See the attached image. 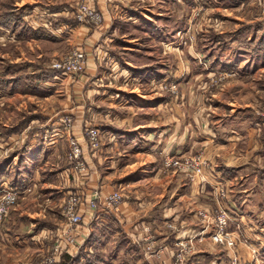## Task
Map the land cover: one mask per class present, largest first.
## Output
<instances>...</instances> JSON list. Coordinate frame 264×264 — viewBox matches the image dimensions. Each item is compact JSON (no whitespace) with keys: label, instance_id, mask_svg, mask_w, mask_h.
<instances>
[{"label":"rangeland","instance_id":"rangeland-1","mask_svg":"<svg viewBox=\"0 0 264 264\" xmlns=\"http://www.w3.org/2000/svg\"><path fill=\"white\" fill-rule=\"evenodd\" d=\"M98 2L101 0H0V22L9 17L18 18L33 9L41 13L52 9L55 14L48 17L45 24L48 28L55 29V23H63L67 29L77 26L93 30L104 23ZM129 2L128 6L137 8L133 13L140 15L142 20L126 23L121 18L114 19L112 28L115 35L110 38L111 51L105 58L115 59L113 78L89 80L84 90L87 91L89 85L96 88L100 84L108 93L140 92L146 97L169 101V105L175 108L169 116L164 106L155 111L134 107L131 110L138 112L134 115V121L148 122L151 127L170 125L171 121L167 118L175 119L172 122L176 125L185 122L190 131L185 144H214L216 148H211L214 149L210 151L213 155L198 149L187 155L163 156L158 166V177L164 185H149L147 188L150 194L147 191L134 193L135 187L128 186L123 190L116 188L112 193L119 191L122 196L133 201L134 205L130 206L142 222L141 254L146 261H152V264H175L177 256L182 254V262L178 264H187L203 252H217L224 264H247L239 262L236 255L237 248L243 246L242 237L248 235L242 227H246L250 233V226L252 228L255 224L264 231V0ZM116 7L117 13L122 16L123 6L117 4ZM61 10L62 14H58ZM85 10L98 15L99 21L92 19L93 16L86 14ZM139 13L148 17L153 15V22ZM78 14L85 16L78 20ZM11 22L15 20L10 21L5 28L13 31L14 27L8 28ZM28 22L17 26L14 37H0V85L7 86L0 91L4 95L0 97V165L8 176L2 188H15L19 192L15 202L5 207L0 219V264H48L50 260L58 264L60 257L62 260L77 246L66 248L63 244L66 251L60 253L54 250L58 238L69 228L68 197L78 187L87 188L76 182L86 180L91 175L86 163L85 170L77 172L73 162H69L71 141L81 146L84 162L85 149L93 154L104 148L107 141L98 130L99 124L89 122L91 125L82 131L83 148L72 135L74 121L71 114L57 115L63 109L66 110V106L72 105L75 81L87 69L85 50L77 48L73 40L72 43H69V39L59 41V37L48 34L44 25L40 28ZM151 24L154 25L153 29ZM29 27L39 28L40 36L37 37L36 33L31 38L30 34L35 30ZM152 30L155 32L153 36L146 34ZM260 40H263V46L258 48ZM77 51L83 54V61L82 69L75 74L50 69L53 64H63ZM102 53L99 49L96 56L102 58ZM125 63H129L130 68L142 74L144 79L136 82L133 72H130L131 76L127 72L122 73ZM52 71L56 76L54 79ZM148 76L153 79L149 81ZM98 96L99 93H96L95 97ZM99 106L102 111L107 108L103 104ZM122 110L117 108V112ZM65 118L70 119L67 129L63 124ZM25 120H28L27 124L14 132L16 134L11 138L13 133L10 134V130ZM55 121L60 125L56 129L62 132L63 138L57 139V146L49 153L44 149L46 144L41 143L51 141L54 134L51 125ZM88 129L98 130L97 150L89 146L91 141L87 135ZM205 130H208L207 133ZM55 134H58L57 131ZM32 137H36L35 143L43 150V159L38 161L37 158L28 159V150H24L28 139ZM12 144H16L14 148ZM108 167L105 164L97 165L102 175L109 173ZM118 169L121 166L115 165L112 171L117 172ZM223 170H230L231 174L221 176L219 173ZM113 172H110V177L118 178V174ZM125 173V170H121L119 175ZM215 173L220 176L217 179L218 186L208 190L205 187L206 179L212 174L216 176ZM189 184H199L202 189L191 198L193 201H189L188 209L193 211L184 212L181 220L173 218L161 221L159 216L162 209L153 211L148 208L149 203L154 201L152 195L161 200L160 204L165 207L182 204L184 201H176L177 196ZM170 196L172 199H169ZM124 202L123 197L122 205ZM195 205H198L196 210L193 207ZM80 209L78 211L81 213ZM243 209L246 213H243ZM223 211L229 217L226 225L219 222ZM102 214L108 218V222L115 220L113 216ZM155 216L160 222L154 221ZM190 218L194 225L190 224ZM82 220L80 227L85 224V228V217ZM44 229L48 232L38 237ZM117 232L115 228L96 230V238H101L96 247L102 259L100 264H121L126 260L124 253H134L133 246H128L125 239L117 242L114 240L117 243L114 245L112 239ZM180 234L183 236L172 244L173 249L168 250L169 260L162 261L158 254L164 252L163 249L167 250L168 240ZM200 235L202 241L198 242ZM217 235L221 237L222 243L213 240ZM155 236L167 242L164 245L158 244ZM182 238H185L183 242L186 247L177 243ZM87 245L82 244V248L87 250ZM138 252L135 253L138 254L135 259L140 257ZM251 253L254 255L255 251ZM227 254L234 255L233 259L229 260ZM62 262L74 264L72 261L66 263V258Z\"/></svg>","mask_w":264,"mask_h":264},{"label":"crops","instance_id":"crops-1","mask_svg":"<svg viewBox=\"0 0 264 264\" xmlns=\"http://www.w3.org/2000/svg\"><path fill=\"white\" fill-rule=\"evenodd\" d=\"M129 3H130L129 0H101V2H98L97 6L98 9L103 13L104 23L101 27H98L93 30H88L77 26L72 28L68 27L67 29L66 28L67 26H64L65 24L63 25V23H59V24L55 23L54 26L55 29H53L52 27L48 28L47 26H45L47 20L49 19L48 17H52L55 14V12L52 9L44 10L43 13L37 11L36 9L28 11L27 14L18 17V20H16L15 22H11L9 24L8 28L14 27L13 31L5 28V26L3 25H0V37H9L10 35L14 37L15 32L17 30V26L22 22L29 21L28 22L29 24L30 22H32L37 26L39 25L38 27L40 28L43 27L44 25V27L47 28L45 29L48 31V34H50L51 36L59 37L60 38L59 41L61 40L66 41L69 39L68 40L69 43H72L71 40H73L74 45L77 48L84 49L87 54V69L84 75H82L80 78L78 77L75 81V87H74L75 90L72 93V105L66 106L67 107L66 110L63 109L61 113L58 112L57 114L61 116L66 114H71L70 116H72L74 121L72 135L81 143L83 148H84V144L82 143H84V140L82 138V131L87 125H91L88 124L89 122L99 124L98 127H100V129L98 130L102 132V134L104 135L107 141V144H104L105 145L104 148H101L99 151L93 154H89L88 151H86L85 149L83 153V158L91 175L86 180H80L79 182H76L82 184L81 187L87 186V188L78 187L75 193H78L83 197L84 202L80 206L81 207L80 211L82 213L83 218L85 217L86 219L87 226L84 228L85 224H83V227L78 228L77 246L76 248H74L75 250L73 252H70V254L69 253L66 254L67 258L69 257L70 260L74 262V264H100L99 261L102 259L99 258L98 256L99 250L96 247L98 243L100 244L101 238L99 237L96 238L95 233L97 229L105 230L112 228H115L118 231L116 235L113 236L114 237L112 239L113 241L111 240L114 243V245H116L117 244L116 242L119 241L120 239L123 240L125 239L127 240L128 243L127 245L128 246L132 245L134 248L133 254H127L128 252L124 253L126 255L125 258L126 260H124V262H121V264H152V261H146L141 254L142 251L141 244L143 241L142 222L139 220V217L135 215V212L132 210L133 208L130 206L131 204L134 205L133 201L131 202V199L129 197L123 196L125 202L121 206V212L119 214L113 215L105 208L103 203V198L111 194L113 191H115L116 188L123 190L127 186L132 188L135 187L134 193H138L139 191H145V192L147 191L149 193V190L147 188L149 185H154V183H156V185H164L161 184L162 179H159L158 177V173H159L158 168L160 167L161 159L163 156L187 155L192 150L194 151L198 149L208 151L209 154L213 155L212 152L210 151L214 149L211 148L214 147L216 148V145L214 144H205V143L185 144L187 135L190 133L185 122H183V125H176L174 122H172L175 119L170 120L169 118L165 117L167 118V120L171 121L170 125L168 123L166 127H159V126L151 127L148 124V122L134 121V117H135L134 115H136L135 113H138L137 111L131 110L134 107L135 109L138 110L155 111V109L164 106L166 107L165 111L167 113V116H169L170 113L174 112L175 110L174 107L169 105L170 104L168 103L169 101H165L161 99H153L152 96L146 97L142 95L140 92L137 93L120 92L115 94L112 92L108 93L106 88L104 87L102 88L100 84L96 88H93L91 85H89V89H87V91L84 90V87L89 80L96 79L101 81V80H105V78L108 79L113 78L114 75L113 67L115 66V63L113 61L115 59L111 60L109 57L107 59L105 58L106 55L108 56V54L111 51L109 47L110 44L109 42H111L110 38L113 35H115V31L112 28V25L115 21L114 19L121 18L124 21H126V23H129L132 20L135 21L142 20V18H140V15L133 13V10L136 11L137 8H131L130 6H128ZM151 3H153V0H151ZM117 4L122 5L123 8L125 9V11H123V8L121 10V12H123L121 13L122 16H120V13H117V9H116ZM60 13L62 14V10L58 11V14ZM139 14L147 18V20L149 21L153 20L152 19L153 15H151V17H148L143 13H139ZM50 20L55 21V19L52 18H50ZM150 27L153 29L154 25L151 24ZM33 29L35 30V32L32 33V35L30 34V37L32 38V36L36 33H37L36 36L39 37L40 36L39 32H41V30H39V28H33V27L30 28V30ZM60 34H63L64 36H61ZM146 34L153 36L155 32L152 30L150 32H147ZM31 40L33 42V39ZM124 46L129 47L127 44H124ZM99 49L103 51L102 58H100V56H96V53ZM101 60H105V61H101ZM102 62L104 66L102 65ZM125 64L122 66L123 67V69H121L122 73L127 72L129 76H131L130 72H133L135 74L133 78L135 79L136 82L144 79L142 74L130 68L129 63H125ZM54 77H56L55 74L52 79H54ZM147 79L150 81V79H153V77L148 76ZM3 87H7V86L0 85V91L3 90ZM96 93L97 95L99 93V96L97 98L95 97ZM3 96L4 95L0 93V97ZM99 104H103L105 105L104 107L107 108L103 109L102 111L100 109L101 106H99ZM117 108L121 110L123 109L124 111H126V113H124L123 110H122L123 112H117ZM113 109L115 111L112 112L111 110ZM47 116L50 117L49 115ZM53 117L56 116L54 115ZM51 119L49 121H51ZM59 126L60 125L56 121L53 122V124L51 125L52 127L51 132L54 134L50 138L51 141L50 142L44 141L43 143H41V144H46L44 149H46L47 152L49 153L51 151L52 152L54 151L53 149L57 146L58 140L63 138L62 132H59L56 129ZM95 126H97V124H95ZM11 130H13V128ZM11 130H10V134L11 133L14 134L11 135L12 136L11 138H14L16 133H14V131ZM181 130H183L182 136H180ZM56 131L58 134H55ZM207 131L208 130H205V133H207ZM35 138L36 137H32L28 139L26 143L27 145L24 147V150L25 149L28 150L27 151L28 159L32 158L35 160L37 158L38 161V159H43L42 156L43 150L39 148L40 145L35 143L36 142L34 140ZM15 145L16 144H12V147L14 148ZM29 151L31 152V154ZM99 164L100 165L105 164L106 166L108 165L109 166L108 169H110L111 171L109 170V173H103L102 175L101 173H99L97 168V165ZM115 165L121 166V169H118L117 172L112 171ZM136 165L138 166L137 168H134L133 170L129 169L132 166L135 167ZM121 170L126 171V173L122 174V176L119 175V172ZM110 172H113L115 175L118 174V178L115 179V177H110L111 176ZM105 174H107V176ZM215 174L216 176L212 174L211 177L206 179L205 187H207L208 190L210 189L214 190L216 186H218L217 179L220 176H218L217 173ZM219 174L221 176L222 175L226 176L225 174L229 175L231 174V171L223 170ZM7 177H8L7 173L4 172L3 166L0 165V188L3 187L4 180L8 179ZM11 186H13V184H11ZM186 186H184L185 188L182 194L178 195L177 196L178 200H176L178 202L184 201L182 204L181 203L173 204L165 207V205L162 206L163 204L162 205L160 204L161 200H157L155 198L156 196L152 195L154 201L149 203L148 208H151L153 211L154 209L155 210L162 209L159 216L162 218L161 221H164L165 219L172 220L173 218L180 219V217L184 214V212L193 211L188 209V207L190 206L189 201L194 198V195L197 194L196 192L198 190L202 189L200 188L199 184H189ZM2 190L4 189L2 188L1 191ZM92 192L95 193V196L99 197V201L97 202V206L94 210H92L90 206L86 207V203H88L90 200L93 199ZM161 196H163V193H161ZM169 199H172L171 196L169 197ZM237 204L239 205L240 203ZM193 207L196 210L198 205H195ZM242 211L243 213H246L244 209ZM102 213H104L106 216H113L115 218L114 220L115 222L114 221L108 222V218L103 216ZM153 219L156 222L159 221L157 220L158 218L156 216ZM192 219H194V217H192ZM189 221L191 224L192 223L191 218ZM250 221L251 220H249L248 222L249 226H250ZM249 226H247L248 229ZM242 229L244 233H247L248 235L246 234L247 237L245 236H243L244 238L242 237L243 246H239V248H237L236 252H238V254L236 253V255H238L237 257L239 258V262L243 261L246 262L247 264H264V254L261 253L262 249L264 248V231L261 228L256 227L255 224L252 225V228L250 226V231H251L250 233L247 232L246 227H242ZM193 230H198V229H193ZM47 232L48 230L45 229L44 231L43 230L40 231L38 237H40L42 233L44 234ZM183 234H180L179 236H175L171 238V240H168L169 244L168 243L167 244L169 246L167 247V250L163 249L164 252L161 251L158 254L160 259L162 258V261L166 262L167 260H169L168 250L173 249L172 244H174L176 239L183 236ZM120 236L121 238H118ZM155 237L154 239H156V242L158 244L161 243L162 245H164L163 243L166 241L165 239L157 238L161 236H157L156 238ZM114 240H116V242H114ZM84 243L88 244L87 250L82 248V244ZM137 249L139 250V252ZM251 251H255V254L253 255ZM137 252L140 254L139 258L141 259L139 258L135 259L138 255L135 254ZM203 253L192 258L187 264H224L222 263V260L218 258V256L220 255H217V252L214 254H209V253L203 254ZM227 256L229 260L233 259L234 257V255L232 254H227ZM58 261H59L58 264H60L61 257L59 258Z\"/></svg>","mask_w":264,"mask_h":264},{"label":"built area","instance_id":"built-area-1","mask_svg":"<svg viewBox=\"0 0 264 264\" xmlns=\"http://www.w3.org/2000/svg\"><path fill=\"white\" fill-rule=\"evenodd\" d=\"M85 13L88 15H92V19L95 21H99L98 15H94L91 10H85ZM85 16L83 14H78L77 19L80 20L82 17ZM83 61V54L79 51L74 52V54L66 60L63 64H53L50 69H52L54 72H63L64 74H75V72L79 69H82L81 62ZM63 124L65 128L67 129L70 126V119L65 118L63 120ZM87 135L90 138L91 144H89L90 148L92 150H97L99 148L98 144V130L96 129H88ZM69 162H73L74 164V170L77 172H82L85 170V162L82 160V148L79 144H77L74 141H71L70 144V151L68 154ZM167 164V163H166ZM19 196V192L14 188L10 190H2L1 196H0V219L2 217V214L5 212V207L10 206L13 204L16 200V198ZM99 201V197L95 196L92 200L89 202V206L92 210H94L97 206V202ZM123 201V196L119 191H116L109 196H107L103 203L105 208L113 215L119 214L121 212V205ZM83 203V197L78 194L74 193L68 197V206H67V215H68V221H69V228L64 231V235L58 238V242L55 245L54 250L56 252H62L66 251L67 247H75L76 244V236H77V230L81 225L82 222V214L78 211V208ZM229 221L228 214L223 211L220 224L226 225ZM196 238V237H194ZM193 238V239H194ZM185 238H182L180 240H177L178 245H184ZM215 242L222 243L221 237L217 235L214 239ZM202 238L200 235V238L198 239V242H201ZM182 243V244H181ZM63 244L66 248H63ZM229 244L232 246L231 242ZM185 246V245H184ZM186 247V246H185ZM184 247L183 253L186 252V248ZM183 256L182 254L177 256V260L175 264H178L180 261L182 262ZM180 262V263H181ZM48 264H53V260H50Z\"/></svg>","mask_w":264,"mask_h":264},{"label":"trees","instance_id":"trees-1","mask_svg":"<svg viewBox=\"0 0 264 264\" xmlns=\"http://www.w3.org/2000/svg\"><path fill=\"white\" fill-rule=\"evenodd\" d=\"M13 20L16 21V20H18V18H13V19H11V17H9L8 19L3 20L2 22H0V25L7 26L8 23H9L10 21H13ZM257 46H258V48H259V47H262V46H263V40H260V41H259V44H257ZM258 48H257V49H258ZM52 72H53V71H52ZM53 74H54V72H53ZM27 121H28V120L23 121V123L19 124L18 126H16L15 128H13V130H11V131L18 132L20 129L23 128L24 125L27 124ZM261 253L264 254V248L262 249ZM62 257H63V256H62ZM65 258H66V263H69L70 258H69V257L67 258V256H64V257L62 258V260H64ZM62 260L60 261V264L63 263ZM70 261H71V260H70Z\"/></svg>","mask_w":264,"mask_h":264}]
</instances>
